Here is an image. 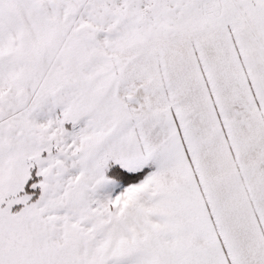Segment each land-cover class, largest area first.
Segmentation results:
<instances>
[{
    "label": "snow or ice",
    "instance_id": "snow-or-ice-1",
    "mask_svg": "<svg viewBox=\"0 0 264 264\" xmlns=\"http://www.w3.org/2000/svg\"><path fill=\"white\" fill-rule=\"evenodd\" d=\"M0 264H264V0H0Z\"/></svg>",
    "mask_w": 264,
    "mask_h": 264
}]
</instances>
